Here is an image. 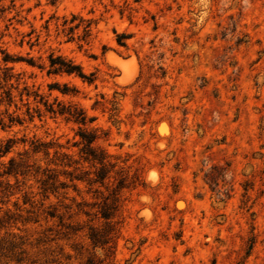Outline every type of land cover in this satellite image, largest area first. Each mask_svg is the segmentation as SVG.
<instances>
[{
  "label": "rangeland",
  "instance_id": "obj_1",
  "mask_svg": "<svg viewBox=\"0 0 264 264\" xmlns=\"http://www.w3.org/2000/svg\"><path fill=\"white\" fill-rule=\"evenodd\" d=\"M2 53L22 61L0 113L23 122L0 128V264H264V0H0L1 68ZM51 55L94 83L48 75ZM23 87L43 99L30 117ZM80 130L108 157L103 186L86 182ZM91 230L112 238L94 247Z\"/></svg>",
  "mask_w": 264,
  "mask_h": 264
},
{
  "label": "trees",
  "instance_id": "obj_2",
  "mask_svg": "<svg viewBox=\"0 0 264 264\" xmlns=\"http://www.w3.org/2000/svg\"><path fill=\"white\" fill-rule=\"evenodd\" d=\"M51 5H55L59 0H47ZM72 19L74 20V16L72 15ZM66 25V23H64ZM80 25H76L74 27H68V32L71 34L75 29L79 28ZM89 26L90 23H86L82 27L83 31V37H87L89 33ZM123 36H117V43L120 46H124ZM2 63L4 64V67H0V106H6L10 108L12 105L15 107L14 104V97L12 96V92L17 90L18 80L15 79L14 83H12L13 75H12V68L7 67V64L20 62L21 59L13 58L7 53H2ZM48 75H58V74H66V75H75L79 77L83 82H86L88 85H91L94 83L95 78L93 77V74L85 75L81 68L78 65H75L70 60H65L61 57H53L52 55L49 56L48 59ZM29 65H32L31 61H27ZM53 86H49V90L53 89ZM63 95H68V89L66 86H64V89L60 91ZM19 96V102L23 101V97H26L24 106H26V116H29V104L28 99L30 97L33 98L35 101L37 98H39L38 103L40 104L43 99L39 97L35 93H30L26 87H23L22 91L18 94ZM43 106L45 107L46 112L52 115H58V116H65L66 119L72 120L77 125H80L81 127H85L87 124H90L93 122V118H88L84 111L81 109H78L74 106H67V107H59L58 109H54L53 105L47 104V102H43ZM38 117H40L39 113ZM23 120L18 115H13L8 113V109H6L4 112L0 113V128L1 129H9L12 126L18 124L21 125ZM78 136L80 138V144L81 149L79 150L80 159L82 162L90 164L91 168L93 169V172L90 173L88 171L84 172V175H93V178L87 180L86 182L88 185L92 184H99L100 186L104 185V182L109 180V172L107 170V167H109L108 161H107V155L104 151L100 150L98 146H96V141L99 139L96 134L93 131H84L80 130L78 133ZM10 143L11 141H8L5 145L2 154H5L10 149ZM33 151L39 152L40 151V145H34ZM1 153V151H0ZM47 155V154H46ZM68 158L67 155H63V159ZM63 167H70L71 165L69 163H65L61 165ZM113 168V166H110ZM75 180L77 182H84V180L81 177H75L71 178L70 181ZM44 189L43 192L49 191L51 194H55V189H58V187L54 188L53 185V179L52 176L47 175L46 179L42 181V184ZM60 189H65L66 186L64 183L59 184ZM118 189L121 187V181L118 184ZM75 189V187H74ZM113 198L111 200V204H108L105 199V202L100 207V210L98 212L99 218L105 222L110 221L114 218L115 213L117 212V203H118V195L115 193V191L112 194ZM112 230H110L111 232ZM109 236V235H108ZM89 240L94 245V247L99 246H105L109 243L110 239L107 236L100 235L99 232L95 230H91V233L89 234ZM86 264H93L90 261H88Z\"/></svg>",
  "mask_w": 264,
  "mask_h": 264
}]
</instances>
